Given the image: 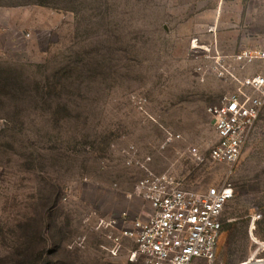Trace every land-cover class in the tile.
Wrapping results in <instances>:
<instances>
[{
	"label": "rangeland",
	"instance_id": "rangeland-1",
	"mask_svg": "<svg viewBox=\"0 0 264 264\" xmlns=\"http://www.w3.org/2000/svg\"><path fill=\"white\" fill-rule=\"evenodd\" d=\"M194 3L0 0V264H130L95 222L148 210L127 198L144 176L131 157L186 189L231 183L217 263L264 245V109L233 166L208 159L207 108L237 84L211 58L231 54L189 31Z\"/></svg>",
	"mask_w": 264,
	"mask_h": 264
},
{
	"label": "built area",
	"instance_id": "built-area-1",
	"mask_svg": "<svg viewBox=\"0 0 264 264\" xmlns=\"http://www.w3.org/2000/svg\"><path fill=\"white\" fill-rule=\"evenodd\" d=\"M213 51L211 58L218 77L235 81L237 88L207 108L215 132L207 156L211 161L233 166L264 109V47L243 48L229 57H223L216 47ZM232 65L246 70V74L237 77ZM177 138L179 134L166 131L164 145ZM188 154L196 163L205 160L197 147H189ZM149 161L150 157L142 161L131 157L127 162H134L144 173L127 198L140 199L148 210L131 221L125 211L97 216L95 230L101 231L107 242L103 250L111 257L123 256L130 264H219L216 260L221 215L234 196L231 183L203 190L186 189L169 173L155 174L149 170ZM262 250L264 245H259L249 257L234 264H264Z\"/></svg>",
	"mask_w": 264,
	"mask_h": 264
},
{
	"label": "crops",
	"instance_id": "crops-1",
	"mask_svg": "<svg viewBox=\"0 0 264 264\" xmlns=\"http://www.w3.org/2000/svg\"><path fill=\"white\" fill-rule=\"evenodd\" d=\"M190 32L215 40L223 53L264 47V0H195ZM214 45V43H213Z\"/></svg>",
	"mask_w": 264,
	"mask_h": 264
}]
</instances>
